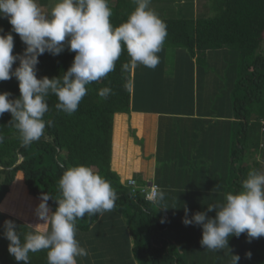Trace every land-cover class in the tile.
Listing matches in <instances>:
<instances>
[{
    "label": "trees",
    "instance_id": "1",
    "mask_svg": "<svg viewBox=\"0 0 264 264\" xmlns=\"http://www.w3.org/2000/svg\"><path fill=\"white\" fill-rule=\"evenodd\" d=\"M178 1L184 2L183 10L193 2ZM196 1L198 16L195 18L187 14L160 16L167 30L162 49L184 50L200 64L208 51L224 48L237 54L233 108L229 117L218 120L206 132H197L195 141L187 145L191 148L206 142L213 157L199 152L191 153V160L179 161L174 154L162 158L157 149L155 157L150 156L154 160L155 186L165 193L160 204L145 199V193L141 192L145 182L140 178L137 182L135 178L128 179L135 182V187L129 186L128 181L122 183L110 165L114 116L129 113L131 104L133 66L126 50L116 61L114 71L88 86L87 95L71 116L56 109V96L48 97L49 111L44 120L51 121L52 125L46 124L45 134L38 141L23 145L17 129L10 123L11 114L5 112L0 116V133L4 135V142L0 144V205L7 196L16 193H12L11 188L15 186L16 190L14 184L20 179L23 189L18 192L19 198L23 193L31 201L29 206L32 203L38 206L42 192L46 193L52 197L47 202L49 209L55 211V200L60 198L58 181L67 168L77 165L91 166L108 179L117 192L114 210L102 215L85 214L77 220V239L89 253L80 257L81 260L78 257V264H231V255L240 256L238 264H264L260 251L264 236L251 242L246 233L231 236L228 249L213 251L201 246L200 225L183 223L185 208L189 219L197 212H206L207 205L223 202L227 193L240 191L250 170L264 171V131L261 130L264 121V0H209V5L203 0ZM109 5L113 9L111 23L114 26L126 21L136 7L133 0H109ZM0 29H3L0 35L11 31L8 19L0 17ZM12 35L13 54L23 55L26 45L18 34L12 32ZM74 56L67 47L56 56L44 53L38 57L37 78L62 76ZM18 66L19 60L13 70ZM104 87L112 89L106 99L98 95ZM2 92H9V99L19 98L18 80L13 77L0 81ZM131 135L136 138L132 132ZM30 150L32 155L28 153ZM171 172L174 176L169 175ZM215 215V211L207 212L209 217ZM5 220L15 222L22 239L34 226L27 218L22 220L0 211V264H23L8 252L9 241L3 235ZM110 221L117 224H112L107 232L126 235V242L96 239L102 234L101 223ZM103 250L107 254H118L115 257L95 255ZM247 252H251L250 259L245 255ZM29 257V264H48L47 250L29 253Z\"/></svg>",
    "mask_w": 264,
    "mask_h": 264
},
{
    "label": "clouds",
    "instance_id": "2",
    "mask_svg": "<svg viewBox=\"0 0 264 264\" xmlns=\"http://www.w3.org/2000/svg\"><path fill=\"white\" fill-rule=\"evenodd\" d=\"M133 2L136 7L126 21L114 26L109 0H57L50 15L42 12L37 0H0V17L12 26L10 32L0 35V81L15 77L20 91L16 99H9V92L0 93V116L11 114L10 123L23 145L38 141L45 134L46 124L51 127L52 122L44 120L50 95L57 97L56 109L71 116L87 95L88 86L115 70L122 51H127L132 66L154 69L159 64L166 24L151 7V0ZM12 32L26 45L23 55L13 54ZM66 47L75 53L68 70L62 76L38 79V57L46 52L59 55ZM17 60L19 66L13 70ZM111 94L110 87L98 92L102 99ZM3 142L0 133V144ZM58 188L55 211H50L47 203L52 197L43 192L36 210L50 226L48 230L33 227L22 239L15 222L5 220L3 235L9 241V254L17 262L29 264V253L47 250L48 264H78L77 258L89 253L77 239V220L116 207L118 196L111 182L88 165L67 168ZM164 199L162 190L152 193L153 203L160 204ZM212 211L216 213L214 218L207 216ZM187 213L185 208L183 223L202 227L200 243L209 250L228 249L231 236L246 233L249 242L264 236V171L250 170L240 191L227 193L223 202L207 205L206 212H197L191 219ZM245 255L251 258V252ZM231 256V264H238L240 256Z\"/></svg>",
    "mask_w": 264,
    "mask_h": 264
},
{
    "label": "crops",
    "instance_id": "3",
    "mask_svg": "<svg viewBox=\"0 0 264 264\" xmlns=\"http://www.w3.org/2000/svg\"><path fill=\"white\" fill-rule=\"evenodd\" d=\"M179 4L181 8L184 2ZM189 4V9H184L187 16L197 17V1ZM158 56L154 69L133 66L129 113L124 119L123 114L114 116L110 165L122 183L140 178L145 187L155 185L150 156L155 157L156 149L162 158L174 154L179 161L191 160L190 154L199 152L213 157L206 142L191 148L187 145L195 141L197 132H206L218 120L229 117L233 108L237 54L224 48L208 51L201 64L186 51L174 48L162 49ZM116 118L121 121L120 134L115 131ZM133 128L138 131L136 139L126 136ZM100 238L126 242V235L119 233L98 234L96 239Z\"/></svg>",
    "mask_w": 264,
    "mask_h": 264
},
{
    "label": "rangeland",
    "instance_id": "4",
    "mask_svg": "<svg viewBox=\"0 0 264 264\" xmlns=\"http://www.w3.org/2000/svg\"><path fill=\"white\" fill-rule=\"evenodd\" d=\"M38 1L42 2V4L39 2V5L41 7L42 12H44V13L51 12V9L57 3V0H38ZM171 1H176V2L174 4H170ZM186 2L188 3V2H190V0L189 1L187 0ZM203 2H205L206 5H209V0H203ZM151 7L158 9L159 12H157V13L159 14V16H161L162 14H163V16H170V15L179 16V15H183V14H188L185 10L180 9L178 0H151ZM186 7H187V9H189V4H187ZM162 10H164V11H162ZM181 12H183V13H181ZM208 15L210 16L212 14L209 13ZM121 119H124V114L121 116ZM121 128H122L121 121H119V118H116L115 119V131L117 130V134L121 133L119 131V130H121ZM133 131L134 132H132V133L138 138L139 136H138L137 129L133 128ZM126 136L129 138H132L130 130L127 131ZM28 153H29V155H32L33 151L30 150ZM21 160H22V157L20 156L19 161H21ZM126 181H128V180H126ZM21 182L22 181L20 179H17L16 183L14 184V185H16V190H14L15 186H13L11 188V189H13L11 192L12 193L16 192V193L12 194L10 196H7L4 199V201L0 205V211L3 212L4 214H7V215L13 216V217H17V218L22 219V220H23V218H27L29 223H31L30 225L32 227L34 226L36 228V230H38V231L48 230L50 226L48 224L45 225L46 223L43 225L44 221L41 220L37 215V211H36L37 207H38L37 204L32 203L29 206L31 201H29V199L23 193H22V197L19 198L18 192L20 189H23V186H21L22 184H20ZM31 220H33V222H31ZM112 224L116 225L117 221H113V222L110 221L106 224L104 222H102L101 226H100V228L102 229V233H108L107 231ZM42 225L44 226V228H42ZM260 247H261L260 251H262V253L264 255V241L261 242ZM110 253L107 254L106 250H103L102 252H98V254H95V255L96 256H103V257H108V255L109 256L113 255L115 257V255L118 254L117 252H115L113 254L112 253L110 254ZM80 260H81V258H80ZM113 261H114V259H113Z\"/></svg>",
    "mask_w": 264,
    "mask_h": 264
},
{
    "label": "built area",
    "instance_id": "5",
    "mask_svg": "<svg viewBox=\"0 0 264 264\" xmlns=\"http://www.w3.org/2000/svg\"><path fill=\"white\" fill-rule=\"evenodd\" d=\"M261 124H262L261 125V130L264 131V121H262ZM128 185L135 187V182L133 180H129L128 181ZM157 189H158L157 186L151 184L149 187H145V188L143 187V189L141 190V192L142 193H145V199L146 200L152 202V200H151L152 193L155 190H157Z\"/></svg>",
    "mask_w": 264,
    "mask_h": 264
}]
</instances>
